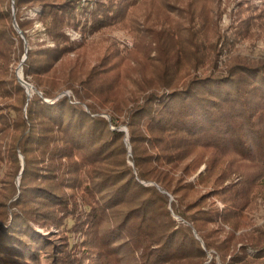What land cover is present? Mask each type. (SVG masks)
Wrapping results in <instances>:
<instances>
[{"label": "trees", "instance_id": "obj_1", "mask_svg": "<svg viewBox=\"0 0 264 264\" xmlns=\"http://www.w3.org/2000/svg\"><path fill=\"white\" fill-rule=\"evenodd\" d=\"M135 1L95 0L91 6L81 0H0V264H207L209 253L218 262L208 264H264V231L233 248L236 230L211 240L215 229L206 226L224 224L218 227L223 232L232 223L237 229L253 200L252 187L264 186V60L219 63L215 53L206 63L197 57L199 41L186 37L182 45L193 64L179 73V50L166 53L155 44V74L139 76L142 102L134 99L124 116L122 107L104 108L117 94L112 64L78 83L45 79L79 44L65 28L87 37L122 19ZM194 13L199 26L202 13ZM14 21L29 44L38 21L53 42L42 38L26 50L24 79L41 94L34 87L29 94L11 66L25 51ZM64 90L70 94L60 95ZM121 122L128 127L136 170L126 158L125 132L111 127ZM196 146L214 153L213 169L219 159L240 169L239 182L226 192L246 186L225 198L231 204L222 212L209 206L208 214H188V204L181 211L171 202L182 217L177 219L162 191L176 194L164 165L174 167ZM37 225L64 227L67 241H52Z\"/></svg>", "mask_w": 264, "mask_h": 264}, {"label": "rangeland", "instance_id": "obj_2", "mask_svg": "<svg viewBox=\"0 0 264 264\" xmlns=\"http://www.w3.org/2000/svg\"><path fill=\"white\" fill-rule=\"evenodd\" d=\"M94 1L81 0L82 3L91 6ZM194 10L202 13L200 19L202 23L200 22L199 26L194 24L193 19L197 16ZM29 14L34 16L35 13L31 10ZM14 24L16 25V21ZM16 29L22 37L25 51L19 54V60L12 62L11 66L18 78L22 76L24 79L23 69L27 57L26 50L30 44L33 45L36 40L40 41L42 38H45L49 45H53V42L43 33L44 26L40 21L36 22L29 31L31 34L30 44L21 29L18 26ZM65 29L70 40L79 41V44L57 61L55 68L49 75H46L45 79L56 85L68 81L67 78L71 77L76 81H73L74 83H78L86 77L88 72L99 73L104 70L103 66L112 64L109 68L114 69H109V73L115 72L117 74L114 73L115 77H112L110 82L112 81L113 85L112 92L117 94L113 103H106L104 108L122 107V116L128 108L135 105L134 99L137 98V103L142 102L141 96L144 93L138 91L142 85L139 76L143 74L146 78H152L155 74L151 66L155 61V55H157L151 49L155 44L159 45L160 49L166 53H174L176 49L179 50L178 54L182 57L179 73L188 71L193 64L187 47L182 45L186 37H189L194 43L199 41L198 46L201 47L197 57L206 63L212 59L215 53L218 54L219 63L233 57H241L244 60H264V0H201L200 3L196 4L193 0H136L122 19L104 26L99 31L87 35V37L72 27ZM153 33L159 34L152 37ZM106 75L108 74L103 73L100 77L103 78ZM138 78L140 85H138ZM28 83L33 89L34 84ZM151 86L150 88H152ZM26 89L28 88L26 87ZM133 90H136V94L128 98L129 93ZM62 92L70 94L69 90ZM28 93L30 94L29 91ZM113 96L114 94L112 98ZM100 115L109 119L108 113H101ZM111 127L119 128L125 132L126 158L132 168L136 170L131 143L127 136V124L121 122L118 126L112 124ZM192 152L185 159L179 158L178 161H175L174 167L173 164L164 165L167 168L170 186L175 189L176 194L162 190L156 181H145V183L154 184L167 193L169 209L177 219L182 217L171 202H174L176 208L181 211H184L186 209L185 204H188L187 208H191L190 210L186 209L188 214H192V212L194 214L198 212L208 214V211L211 210L209 206L217 207L222 212L225 207L227 208L231 204H225V198L234 190L237 192L242 189L241 186H246L238 185L233 191L226 192L228 187L239 182L237 174L240 169H235L234 166L236 165L229 162V159H219L218 165L213 169L210 158L214 153L205 147L196 146ZM19 156L23 164L24 155L19 152ZM189 163L190 166L183 170V167ZM9 171H11L10 168ZM19 179L20 174L17 177L18 182ZM249 190L250 187L247 191ZM260 190L264 191L262 184L252 187L250 195L253 200L244 209L243 217L239 218L240 223L237 229H235L236 227L233 228L231 223L226 225L228 228L225 231L221 232L218 231V227L224 224L207 223L206 226L209 230L215 229V232H210L212 236L209 239L221 240L227 236L229 231L234 232L236 230L234 248L241 240H252L254 231H264V197ZM201 203L202 205L199 206ZM198 206L203 209L198 211L199 209H195ZM234 220L236 219H232V222ZM37 227L40 232L46 233L56 243L62 240L67 241L68 235H66L64 227L60 228L53 225L49 230L39 225ZM195 235H197L196 231ZM202 245L206 248L205 242ZM215 257L217 256L209 253L205 263L208 264L211 260L217 261Z\"/></svg>", "mask_w": 264, "mask_h": 264}, {"label": "water", "instance_id": "obj_3", "mask_svg": "<svg viewBox=\"0 0 264 264\" xmlns=\"http://www.w3.org/2000/svg\"><path fill=\"white\" fill-rule=\"evenodd\" d=\"M16 26H18L17 23H16ZM19 80H21L22 83H23V85H25V86L28 85V84H30V83L26 82V81L23 79L22 76L19 77ZM26 87H27V86H26ZM34 89H36V88H34ZM27 90H28V89H27ZM36 90H37V89H36ZM28 91H29V90H28ZM37 92H38L39 94H41V91L37 90ZM62 93H63V92H62ZM62 93H61V94H62ZM64 93H65V94H68V92H67V93L64 92ZM61 94H60V95H61Z\"/></svg>", "mask_w": 264, "mask_h": 264}, {"label": "bare ground", "instance_id": "obj_4", "mask_svg": "<svg viewBox=\"0 0 264 264\" xmlns=\"http://www.w3.org/2000/svg\"><path fill=\"white\" fill-rule=\"evenodd\" d=\"M27 86V88H28V90H29V92H30V90H31V85L30 84H28V85H26Z\"/></svg>", "mask_w": 264, "mask_h": 264}, {"label": "built area", "instance_id": "obj_5", "mask_svg": "<svg viewBox=\"0 0 264 264\" xmlns=\"http://www.w3.org/2000/svg\"><path fill=\"white\" fill-rule=\"evenodd\" d=\"M83 1H87V0H83Z\"/></svg>", "mask_w": 264, "mask_h": 264}]
</instances>
